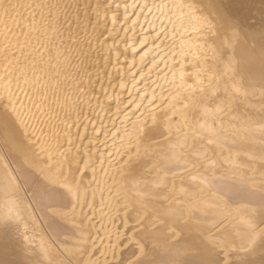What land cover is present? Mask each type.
<instances>
[{
    "label": "bare ground",
    "instance_id": "bare-ground-1",
    "mask_svg": "<svg viewBox=\"0 0 264 264\" xmlns=\"http://www.w3.org/2000/svg\"><path fill=\"white\" fill-rule=\"evenodd\" d=\"M89 3L93 118L55 1L0 0V264H264V0Z\"/></svg>",
    "mask_w": 264,
    "mask_h": 264
},
{
    "label": "rangeland",
    "instance_id": "rangeland-1",
    "mask_svg": "<svg viewBox=\"0 0 264 264\" xmlns=\"http://www.w3.org/2000/svg\"><path fill=\"white\" fill-rule=\"evenodd\" d=\"M55 1V7L54 10L57 12L54 13V11L49 12V18H55V20L58 21V25L60 27H66L69 29L71 36L73 37L70 45V52L66 54V57L64 59V64L72 65L74 63L78 64L77 62H80L81 56H84L88 58L90 64L94 65V69H98L97 71V77L93 78L89 83V86L86 85L83 91H78L75 95V99H77L78 104L81 106H84L82 108L83 112L85 110V105L88 100H93L94 97L88 89L92 93H97V90L100 87L101 82V88L105 86H111L114 81H109L108 79H105V77H102L103 75H106L109 71V66L112 67L113 64H111V52L109 53L110 57L106 60L107 63L110 62V64L105 65L103 64L104 60V48H103V40H106V43H109L112 41V37H108L107 31L105 26L103 28H100L99 31L92 30L93 26V20L95 19V12L93 10V6L89 3L90 0H54ZM106 0H100V3L104 5ZM59 12V13H58ZM125 27V23H121V27ZM83 36H85L84 43L90 44L86 45L84 52L82 49H80L79 41L83 40ZM120 34L118 33L115 38V40L118 41L120 38ZM94 41H97L96 44H93ZM93 46V47H91ZM82 47V46H81ZM100 59V60H97ZM89 64V65H90ZM97 64V66H96ZM87 82V80H86ZM85 82V83H86ZM84 85V84H83ZM141 86V84H139ZM88 107H91L90 110L87 111V114L90 118H93L97 115L99 112V108H93L95 107L93 105V101L89 103V105H86ZM110 110V109H109ZM105 117V116H104ZM84 118H81L78 122V130L80 127L84 124ZM84 142L87 141L85 138L83 140ZM105 143L102 141L99 143H96V149H97V155L94 162V166L99 164L100 160V154L104 151L103 148L105 147ZM80 148L83 149V144H79ZM92 148V146H90Z\"/></svg>",
    "mask_w": 264,
    "mask_h": 264
},
{
    "label": "snow or ice",
    "instance_id": "snow-or-ice-1",
    "mask_svg": "<svg viewBox=\"0 0 264 264\" xmlns=\"http://www.w3.org/2000/svg\"><path fill=\"white\" fill-rule=\"evenodd\" d=\"M140 131H141L142 134L144 133V129H141Z\"/></svg>",
    "mask_w": 264,
    "mask_h": 264
}]
</instances>
